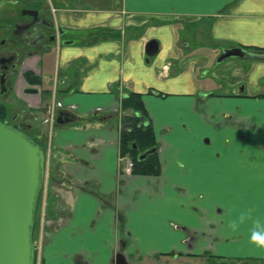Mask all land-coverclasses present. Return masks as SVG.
<instances>
[{
	"label": "crops",
	"instance_id": "1",
	"mask_svg": "<svg viewBox=\"0 0 264 264\" xmlns=\"http://www.w3.org/2000/svg\"><path fill=\"white\" fill-rule=\"evenodd\" d=\"M49 2L74 42L58 47L54 74L41 56L28 65L39 63L51 99L81 118L55 127L71 183L56 190L45 263L85 254L110 264L123 249L134 264H161L174 252L184 263L264 264V232L251 238L256 221L264 224V60L233 57L210 70L222 49L264 52V0ZM152 39L160 48L148 60ZM35 88L27 95L47 101ZM133 93L152 121L158 176L123 171ZM199 231L231 242L207 255L210 238L186 242Z\"/></svg>",
	"mask_w": 264,
	"mask_h": 264
},
{
	"label": "flooded vegetation",
	"instance_id": "2",
	"mask_svg": "<svg viewBox=\"0 0 264 264\" xmlns=\"http://www.w3.org/2000/svg\"><path fill=\"white\" fill-rule=\"evenodd\" d=\"M26 1L30 3H34L35 7L28 8L25 10L22 9L19 14L22 16L21 20L20 19L17 20L14 17L11 18L7 17L6 18L7 20L5 19L7 22L6 24L0 23V81L3 80V84H1V88L3 90L1 98L8 95L14 89L12 87L11 81L12 80L17 81L20 78H26V80L32 86V88L24 89V92L30 94L32 93L33 90H36V93H38L39 90L35 87L40 86L42 87L44 94L51 95L53 93V89L47 88L46 84H48V81L45 80L44 77L39 75L40 68L42 67L39 66V63H37L35 64V66L30 68L28 64L30 63V60H33L38 56H41V59L43 58L42 62L43 61L49 62L52 60L53 63L51 69L54 74V72L56 71L55 60L57 57H60V50H58V47H61L63 44L66 43L74 42L72 41L73 40L72 38L68 37L69 30L64 26H60L58 24L55 14L56 10L52 8L50 2H48L47 0H26ZM21 2H23V0H17V2H15L13 5L17 7L18 3ZM9 3L12 2L9 0ZM35 11L38 13L36 14L29 13ZM225 49L221 50L220 55L214 60V62L210 66L211 72L215 71L217 68L225 64L226 61L233 58L230 57L223 60L219 59L222 52ZM247 51H255V50H247ZM255 52H262V51H255ZM147 58L149 60L151 57L148 56ZM240 59L264 60V59H246V58H240ZM26 64L28 66L27 68L25 66ZM63 73H65V69L63 70V72L60 71V75ZM28 74L30 76L26 77V75ZM31 81L33 83H31ZM62 93H67V90H63ZM53 105H54L53 115H52L53 120L58 122H63L65 120L72 119L71 117L72 114H70L69 112L71 108H68L63 104V99L58 98L57 100H55L54 98ZM127 109L133 111L132 108H127ZM131 117H141V115L138 112L134 111ZM2 122L7 123L23 131L26 130L24 123L21 122L22 124H18L16 123V119H14L13 122L9 120H4ZM141 125L144 127L152 126V121L150 119H146V121H144ZM134 148L138 150V146L136 144H134ZM154 148H156L157 151L152 155L157 154L158 156V148L157 147ZM145 152H140L138 154V159ZM174 227L184 229L183 226L177 224H174ZM209 228H211L214 231L218 230V226L215 224L209 225ZM54 229L55 226H52V228L49 227V230L44 235L42 243L40 245L37 240L35 264H46L45 261L47 256L46 248L48 245V234L49 232L54 231ZM206 238H210L208 239L209 248L204 250V252L207 255H212L213 253H215L217 247L223 241L224 243L227 244L231 242L230 238L223 239L220 236L216 237L206 231H199L193 233L191 239L189 237L186 242L188 243L192 242L198 246ZM124 243L125 242H122L121 244L123 245ZM180 259L181 256L179 255V253L174 252L171 256L166 257V259L163 260V262L161 261L162 262L161 264H204V259H200V258H196L197 260L194 261L195 263H192L191 261L188 263H184ZM71 261L72 264H93L92 259H88L85 254L73 255L71 256ZM222 261L224 262V258ZM230 263L233 262L231 261ZM110 264H134V263L131 259H129V257L126 254H124V250L120 249V252L113 258ZM234 264H238V263H234Z\"/></svg>",
	"mask_w": 264,
	"mask_h": 264
},
{
	"label": "water",
	"instance_id": "3",
	"mask_svg": "<svg viewBox=\"0 0 264 264\" xmlns=\"http://www.w3.org/2000/svg\"><path fill=\"white\" fill-rule=\"evenodd\" d=\"M159 48L156 39L150 40L147 56H155ZM230 57L264 59V53L233 46L225 49L219 59ZM1 84L3 80L0 98ZM156 151L152 148L139 159ZM45 177V150L23 130L0 120V264H35L34 229Z\"/></svg>",
	"mask_w": 264,
	"mask_h": 264
},
{
	"label": "rangeland",
	"instance_id": "4",
	"mask_svg": "<svg viewBox=\"0 0 264 264\" xmlns=\"http://www.w3.org/2000/svg\"><path fill=\"white\" fill-rule=\"evenodd\" d=\"M10 1L12 3H9V0H0L1 24L7 23V17H14L17 20H21L22 16L19 14L22 9L25 10L35 7L34 3H30L26 0L18 3L17 7L13 5L15 2H17V0ZM47 1L49 2V0ZM135 33L137 35H142L144 33V30L139 29L137 30V32L135 31ZM31 61L33 62L34 59L30 60V63ZM49 62L53 63L52 60ZM25 66L26 68L28 67L27 64ZM63 70V68H60V71L63 72ZM201 75L202 74L198 72V77H200ZM43 77L46 79L47 76L45 73L43 74ZM11 84L14 89L8 95L2 97L0 100V104L4 105L7 109L6 120L13 122V120L16 119V123H24V126L26 127V130L24 131L36 142H38L46 153V177L37 214V223L34 230V243L36 244L38 240L40 245L42 243L44 235L48 232L49 227L52 228V226L54 225V219H52V215L54 211L53 207L58 197L56 194V190L58 191L61 189L57 187L68 184V182L71 183V179L68 176L66 178L67 173L62 172L65 168V162L68 159V154L66 156V151L62 148H59L55 151L54 132L55 127L59 122L52 119L54 105L53 99H51V95L46 96L47 101H45L44 98L43 101H38L37 97H34L33 95H27V93L24 92V89L32 88V86L31 84H29L26 78H20L17 81L12 80ZM38 104L40 108L36 107L38 106ZM71 117L72 120L80 119L81 114L74 113L71 115ZM125 157V155L121 154L120 161L122 162V164ZM134 173L135 172L133 171L132 174Z\"/></svg>",
	"mask_w": 264,
	"mask_h": 264
},
{
	"label": "trees",
	"instance_id": "5",
	"mask_svg": "<svg viewBox=\"0 0 264 264\" xmlns=\"http://www.w3.org/2000/svg\"><path fill=\"white\" fill-rule=\"evenodd\" d=\"M29 76V74L26 75V77ZM31 83L33 82L31 81ZM124 107L134 109L141 117H130L127 119L121 138V152L125 156H130L135 161L134 172L136 174L158 176L161 172L157 154L150 156L146 160L140 161L138 159L140 152H145L157 145L153 127H144L141 125L148 119V111L145 107L142 94L133 93L126 100ZM6 118L7 109L4 105L0 104V120L4 121ZM134 144L138 146V150L134 148Z\"/></svg>",
	"mask_w": 264,
	"mask_h": 264
},
{
	"label": "built area",
	"instance_id": "6",
	"mask_svg": "<svg viewBox=\"0 0 264 264\" xmlns=\"http://www.w3.org/2000/svg\"><path fill=\"white\" fill-rule=\"evenodd\" d=\"M124 168L123 171L127 175H131L133 173V169L135 167V162L132 159H126L124 160Z\"/></svg>",
	"mask_w": 264,
	"mask_h": 264
},
{
	"label": "clouds",
	"instance_id": "7",
	"mask_svg": "<svg viewBox=\"0 0 264 264\" xmlns=\"http://www.w3.org/2000/svg\"><path fill=\"white\" fill-rule=\"evenodd\" d=\"M264 232V224H261L260 221H256V228L253 229L252 239L256 240L258 236H261V233Z\"/></svg>",
	"mask_w": 264,
	"mask_h": 264
}]
</instances>
